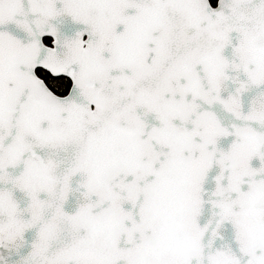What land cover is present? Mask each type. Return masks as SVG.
<instances>
[{
    "label": "snow or ice",
    "instance_id": "6c2138e0",
    "mask_svg": "<svg viewBox=\"0 0 264 264\" xmlns=\"http://www.w3.org/2000/svg\"><path fill=\"white\" fill-rule=\"evenodd\" d=\"M0 264H264V0H0Z\"/></svg>",
    "mask_w": 264,
    "mask_h": 264
}]
</instances>
